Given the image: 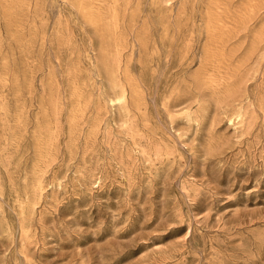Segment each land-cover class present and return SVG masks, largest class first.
Segmentation results:
<instances>
[{"label":"rangeland","instance_id":"1","mask_svg":"<svg viewBox=\"0 0 264 264\" xmlns=\"http://www.w3.org/2000/svg\"><path fill=\"white\" fill-rule=\"evenodd\" d=\"M0 264H264V0H0Z\"/></svg>","mask_w":264,"mask_h":264},{"label":"bare ground","instance_id":"2","mask_svg":"<svg viewBox=\"0 0 264 264\" xmlns=\"http://www.w3.org/2000/svg\"><path fill=\"white\" fill-rule=\"evenodd\" d=\"M127 98V92L126 90H124L120 95H118L116 98L112 99V102L113 104H116V103H122L126 100ZM235 119H241V115L240 114H237L235 115V117L233 119H230V123L235 120ZM234 123V122H232ZM234 129V128H233ZM154 146V145H153ZM49 165V164H48ZM7 206V205H6Z\"/></svg>","mask_w":264,"mask_h":264}]
</instances>
